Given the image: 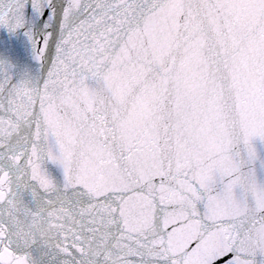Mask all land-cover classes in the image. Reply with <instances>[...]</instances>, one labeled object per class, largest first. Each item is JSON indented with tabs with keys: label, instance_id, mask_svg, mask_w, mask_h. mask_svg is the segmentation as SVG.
<instances>
[{
	"label": "snow or ice",
	"instance_id": "obj_1",
	"mask_svg": "<svg viewBox=\"0 0 264 264\" xmlns=\"http://www.w3.org/2000/svg\"><path fill=\"white\" fill-rule=\"evenodd\" d=\"M0 29L37 65H0V264H264V0H0Z\"/></svg>",
	"mask_w": 264,
	"mask_h": 264
},
{
	"label": "water",
	"instance_id": "obj_2",
	"mask_svg": "<svg viewBox=\"0 0 264 264\" xmlns=\"http://www.w3.org/2000/svg\"><path fill=\"white\" fill-rule=\"evenodd\" d=\"M2 64L10 65L17 76L26 71L35 73L37 65L33 60L32 48L22 34L10 36L7 31L0 29V65ZM26 227L38 246L46 248L55 243L56 225L46 222L39 216H34Z\"/></svg>",
	"mask_w": 264,
	"mask_h": 264
}]
</instances>
